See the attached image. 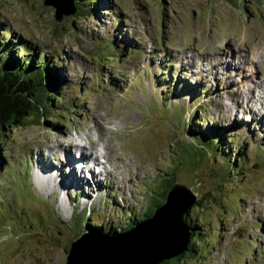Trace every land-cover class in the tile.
<instances>
[{
	"label": "rangeland",
	"instance_id": "rangeland-1",
	"mask_svg": "<svg viewBox=\"0 0 264 264\" xmlns=\"http://www.w3.org/2000/svg\"><path fill=\"white\" fill-rule=\"evenodd\" d=\"M43 2L0 0L6 50L57 62L63 78L51 114L0 135V264H65L82 233L128 230L152 210L150 195L163 203L157 195L173 185L212 198L189 213L207 229L201 251L173 264H264V0H99L93 16L59 22ZM239 54L249 67L235 66ZM193 119L203 141L228 135L231 154L241 153L233 176L220 161H199L217 152L187 141ZM73 141L97 152L109 174H78L64 191L45 187L41 168L61 169L60 182L73 177L59 167L58 148ZM48 161L54 167H42ZM69 190L87 200L71 217Z\"/></svg>",
	"mask_w": 264,
	"mask_h": 264
},
{
	"label": "trees",
	"instance_id": "trees-1",
	"mask_svg": "<svg viewBox=\"0 0 264 264\" xmlns=\"http://www.w3.org/2000/svg\"><path fill=\"white\" fill-rule=\"evenodd\" d=\"M79 1L80 0H71L72 8L74 9L73 13L64 17L74 15V18H80L83 16L84 18H86L94 15V13L96 12V3L99 0H85L81 3ZM0 27H2V25ZM5 33V31L3 33H0V40L2 41V43L0 42V45L2 44V46H0V53L5 50V53L3 52L2 56H0V135L3 134V132H5L6 130L8 131L13 128H19L26 121L37 118L38 116L41 120L46 117L47 114H51L52 108L55 107L54 105H56V103H59V100L62 99L59 93L63 84V78L61 74H59L60 69L57 62H49L46 58L36 60L32 55H27L25 53L21 54L17 50L11 51L12 46L8 47L6 50L8 44L4 41L5 39L3 38ZM166 72H168L167 69H163V71L161 72L163 75L162 80L169 77V75L167 76L165 74ZM107 78L108 77H104L103 81H105ZM176 85H178L180 91L183 90L184 92H186L182 88L183 85L180 86L179 83H177ZM174 93L175 89L173 91V94ZM43 122L47 125H51L52 128L61 127V125L57 126V123H52V121L44 120ZM198 122L199 121H195V119H193L191 123L188 122L187 127H189L190 129H188L187 141L189 140V138L196 139V137L202 140L201 136L205 133L198 127ZM209 131L210 130H208V132ZM226 136L228 135H224V138L222 139L214 135L208 141L202 140L217 153L210 158L207 156L206 161H199H202L203 163H207L208 161L222 162L221 170H223V174L226 175V177H230L233 176L235 172H238L239 167H236V163L241 162L242 156H240L241 153L231 154L230 146L224 143ZM244 146L245 145H242V147H237V149H244ZM232 156L234 157L232 158ZM4 162V156H2L0 153V167L4 164ZM226 164L230 167L225 168ZM26 171L28 175L29 171L27 168H25V172ZM22 175L24 176V172L22 173ZM23 178L28 186L27 177L24 176ZM230 181L233 180L230 178ZM27 189L29 190V195L27 197L31 201H33L34 196L30 191V187L28 186ZM167 192L168 191L160 193L157 196L159 197L160 195L164 202ZM71 193L72 190L69 191L67 196L70 217L72 216L73 210L75 208L78 207L80 209H84L87 207V200H84L83 202L78 200V198H80V193H77L76 191L73 192V194L75 193L74 195H71ZM150 197L152 202L149 201V208L152 207V210L150 212H146L144 214V217H142L138 222L133 223L130 228L138 225L144 219L152 217L155 210L162 204L156 202V196L152 197L150 195ZM199 197L200 198L193 204L190 209H188L184 213L183 216V221L186 223V227L189 233L188 241L184 247V250L171 257L170 259L163 260L159 264L179 263L185 258H194L195 254H198V249L201 251V243L203 239L200 238V232L207 229L204 227L201 228L202 225L195 222V219L193 217H190L189 213L192 208L201 207L202 203L207 200H211L212 198L208 193L199 195ZM104 228L105 225L101 226V228H98L95 231H101L103 235H106L108 237H115L119 233H124L130 229L129 228L125 231L119 230V232L114 233L112 230L110 232L104 231Z\"/></svg>",
	"mask_w": 264,
	"mask_h": 264
},
{
	"label": "water",
	"instance_id": "water-1",
	"mask_svg": "<svg viewBox=\"0 0 264 264\" xmlns=\"http://www.w3.org/2000/svg\"><path fill=\"white\" fill-rule=\"evenodd\" d=\"M43 4L54 9V19L58 22L74 10L71 0H44ZM199 198L189 187L173 185L153 216L128 231L115 237L101 232L82 233L70 244L65 264H159L170 259L184 250L189 233L183 216ZM158 228L163 229L159 232L163 238L156 242L157 237L150 235ZM173 235L175 246H168Z\"/></svg>",
	"mask_w": 264,
	"mask_h": 264
},
{
	"label": "bare ground",
	"instance_id": "bare-ground-1",
	"mask_svg": "<svg viewBox=\"0 0 264 264\" xmlns=\"http://www.w3.org/2000/svg\"><path fill=\"white\" fill-rule=\"evenodd\" d=\"M225 54V53H224ZM230 55H233V54H230ZM257 57H258V55H256ZM255 56V57H256ZM243 57L244 56H241L240 54L237 56V62H236V64H235V66H237V65H240V64H243V66L245 65V67H249V65H251V63L250 64H248L247 65V61L245 60V59H243ZM224 58V57H223ZM232 60V59H231ZM255 60H257V58L256 59H254L252 62H255ZM251 61V60H250ZM189 62V61H188ZM216 62H218V61H216ZM220 62V61H219ZM222 64H228V60L226 59V61H222ZM232 66H234L233 64H231ZM217 65H215V63H212L211 64V67L213 68V69H215V67H216ZM196 68V67H195ZM251 68V67H250ZM224 69L225 70H223V72H220V75L221 74H225L226 72L225 71H227V66H226V68L224 67ZM247 69V68H246ZM234 70H236V69H234ZM233 71V70H232ZM234 72V71H233ZM255 71H252L251 70V76H252V78H254V76H255ZM225 77H227V76H225ZM257 77V76H256ZM247 93V95H249V93H251V91H247L246 92ZM243 95V94H242ZM246 95V96H247ZM245 96V95H244ZM251 100L253 99V97L252 98H250ZM258 100V99H257ZM263 100V99H262ZM247 102L245 103V104H249L250 103V100L248 99V100H246ZM247 106V105H246ZM262 108V107H261ZM250 110V109H249ZM259 110L260 109H257V110H253L252 112H254V114L256 113V114H258L259 113ZM262 113H263V111H262ZM261 116V115H260ZM261 121V120H260ZM252 122V121H251ZM98 127V126H97ZM101 128V127H100ZM100 130V129H99ZM76 141V140H75ZM74 142V141H73ZM73 142H71L70 144H68L67 146H66V148H62L61 146H58V148H60V152L62 153L61 154V156H59V162H60V164H59V167H62V169H65L64 171H67V173L66 174H68V173H71V175L73 176L71 179H68V182H66V181H62V182H60L61 180H65V179H67V176L66 175H64L65 174V172L63 173L62 171H61V169H59L57 172H56V169L54 170V172H52V171H48L47 172V170L46 169H40V170H38V172L36 173L37 175H39L40 177H41V179H42V181H40L39 179H38V176L36 177V179H37V181H40L41 183L44 181V183H42L45 187L46 186H49V187H51V188H53V189H59V190H62V191H64V189L66 190V188L68 189V187L73 183V181H76V177H78V174H82L83 173V175L85 176V174H88L91 178H93L94 180H96V178H98V177H107V175L109 174L108 173V170L107 171H104V169H103V173L101 174V172H100V165H99V162L97 161V160H99V159H97L98 158V155H97V152H95V153H91V154H88L87 152V149L88 148H86V151L85 150H83V149H85V146H76V147H74V145L75 144H77V143H73ZM59 145V144H58ZM78 145H81V144H78ZM77 150H81L82 152H78ZM59 151V150H58ZM72 152H74V155L72 156L71 155V153ZM40 157V156H39ZM99 157L100 158H103V159H106L105 160V163H104V167H105V164L109 161V155L106 153V152H103V153H100V155H99ZM50 157H48V156H43V157H41L40 159L41 160H43V159H49ZM44 161V160H43ZM103 160H101V162H102ZM104 162V161H103ZM103 162L102 163H100V164H103ZM116 162H121V159H119V158H117V160H116ZM39 164V163H38ZM42 164V163H41ZM40 164V165H41ZM42 167H54V165L53 164H51V163H49V161H48V163H44L43 164V166ZM56 168H57V166H56ZM112 170H118L119 171V168H118V165L117 166H115L114 165V168L112 169ZM52 173V174H51ZM35 174V175H36ZM42 174H44V178H42ZM120 174V173H119ZM48 175V176H47ZM110 176V175H109ZM80 177V176H79ZM86 177V176H85ZM35 179V180H36ZM56 180V181H55ZM96 184H97V181H96ZM80 185H85V181L84 180H80ZM98 185V184H97ZM81 188H83V187H81ZM45 189V188H44ZM46 189H48V188H46ZM49 190H51V189H49ZM62 193V192H61ZM64 193V192H63ZM67 193V192H66ZM61 196V195H60ZM65 196V195H64ZM66 204V203H65ZM159 230L156 232H153L150 236H152V235H154L155 237H157V241L156 242H158L159 240L161 241L162 240V236H161V234L159 233L160 232V230L161 231H163V229L162 228H158ZM150 238V237H149ZM165 239H163V241H165L166 240V237H164ZM175 241H176V236H172L170 239H168V242H169V245L168 246H171L172 244H173V246H175ZM156 242H153V244H155V246H160L159 244H157ZM172 246V247H173ZM171 247V248H172ZM169 248V247H168Z\"/></svg>",
	"mask_w": 264,
	"mask_h": 264
}]
</instances>
